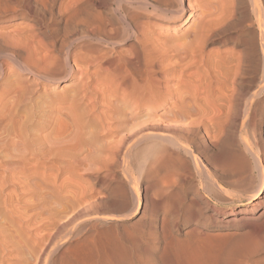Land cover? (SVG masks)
I'll return each instance as SVG.
<instances>
[{
  "label": "rangeland",
  "instance_id": "374dc122",
  "mask_svg": "<svg viewBox=\"0 0 264 264\" xmlns=\"http://www.w3.org/2000/svg\"><path fill=\"white\" fill-rule=\"evenodd\" d=\"M99 1L0 0V264H264V214L227 222L220 212L241 204L235 189L220 182L230 193L210 194L200 171L244 133L264 157V117L253 123L238 97L264 81V22L259 29L249 0H237L230 20L224 0H187L171 28L139 13L154 36L152 75L142 53L122 86L102 55L127 58L134 40L94 41L100 53L72 55V74L57 84L7 56L44 66L45 55H63L74 27L117 25L114 2ZM238 33L254 34L256 49L228 39ZM227 57L228 78L216 72Z\"/></svg>",
  "mask_w": 264,
  "mask_h": 264
},
{
  "label": "bare ground",
  "instance_id": "6f19581e",
  "mask_svg": "<svg viewBox=\"0 0 264 264\" xmlns=\"http://www.w3.org/2000/svg\"><path fill=\"white\" fill-rule=\"evenodd\" d=\"M112 1L115 4V8H114L115 13L116 15H118L117 25H114L113 23L108 21L105 27L99 30H95L91 28L81 30V29L74 27L73 31L71 32L67 40L68 42H67V47L65 49L66 51L63 53V55L61 56L59 54L58 55H45L46 62L44 66H39L34 61H31L30 59H22L20 56V53H17L14 51L10 53L8 52L7 56L14 62L15 67L21 70V72L32 74L42 82L57 84V83L65 81L68 78V76L72 74V71H73V65L71 63L72 55L78 52L79 54H82V55H94V54L100 53L101 49L95 46L96 43H94V41H97V43H105L110 46L114 45L115 47L116 45H121L126 41L134 40L135 42L133 44L131 43H130L131 45L129 44L130 48H132L134 52L131 50L133 54L129 55V57L127 58L126 57L120 58L119 56H118L119 58H115L116 57L115 56L116 54H115L114 55L115 60H113V58L111 57L112 56L111 51H109L110 52L109 54L111 55L110 56L107 54L105 50H103V52L104 51L105 52L104 54L103 53L101 54H103L102 56L105 59V64H106L105 71H107V73L108 72L113 73L118 82V85L122 86L126 82L125 80H126L127 74H129V77L130 75H132L130 72L131 70L129 71V67L131 65H135L139 67L141 63L140 60L142 58V53H143L144 65L146 66L145 67L146 69L143 71V73L145 74L144 76H146V79L149 80L151 71L149 69V62L147 60V55L149 54L150 43L153 41L154 36H152L151 31H150L151 23L147 21H139L137 20V17L139 13L145 14L147 17H151V18H155L158 20H162L164 22L172 23V25L167 24V23H166L167 25H165L167 28H171L174 26L173 24L178 22L182 18V16H184V14L186 15L187 0H163L162 3H160L159 1L160 4L153 3L149 0H112ZM249 2H250L251 11L255 17L254 18L255 24L257 25L259 29H262L263 28L262 23L264 22L263 21L262 0H249ZM97 4L104 6L108 4V1L100 0ZM224 5H225V12L223 11L224 12L223 18L230 20L235 15V12L237 9V0H224ZM216 6H217V3H216ZM221 12L219 13L221 14ZM189 16H191V14ZM219 18H221V16L219 17L218 15V18H216L217 21L219 20ZM216 24L218 26L219 22L218 23L216 22ZM262 33H261L262 37L261 39H259L260 41H258V43L260 42L261 49L264 53V35ZM228 39L234 40L238 42L239 44L247 43L248 45L247 50L249 51H254L257 46L256 36L254 34H252V38L250 40H247L243 33H238L236 35L229 34ZM76 44H78L75 47L76 49L72 50L71 49L72 46ZM138 46L141 47V49H138ZM114 49L113 51H115ZM244 51L241 52L242 59L245 55ZM117 53L119 55L120 50ZM121 55H123V53ZM263 60H264V57L262 58V61ZM231 61H232V58L227 57L226 59L224 58L223 60H219L217 62L216 72L218 73V75H223L224 77H227V78L230 76L231 66L229 65V63ZM263 63L264 61L262 62V64ZM75 64L77 65V61ZM262 70L264 71V69ZM262 83H264V81H262V78H261L255 90H245L243 91V94L238 96L243 106H245L244 111H246V115L248 114V116L249 115L251 116L253 123L256 122V118L258 116H260L261 119L264 117V86ZM144 91L145 93L142 99L144 102L147 103L148 101H150V97L148 95L149 88L146 87ZM122 99H125V98L123 97ZM42 105H44V103ZM39 107H41V105ZM246 115L244 113V117H246ZM256 130L258 129L256 128ZM142 135L144 136L145 133ZM147 136H148V133H147ZM141 142H143V140ZM133 144H132V149L134 147ZM242 145H244L243 148H242ZM127 151H128V148H127ZM202 165L203 164L200 165L201 166L200 171H202L201 175L204 176L203 178L206 181L205 191L207 189L210 194L219 193V192L220 193L221 192L230 193L226 188H223L221 186L220 182H222L235 189V192H236L235 197L238 198V202H241L240 205L230 210L220 212L222 216L225 217V219L227 218V222L228 221L229 222H239V223L246 225L250 223V221L259 219V217H261L264 214V157L262 156L260 151L256 150L255 146L251 142L248 135H246L245 133L241 134L240 141L237 145L233 142L228 144V147L226 148L223 154L222 160L217 165V167L213 168V170L208 169L206 165L204 166ZM212 186L215 189L212 190ZM130 188H131L130 189L131 193H133L132 196H134V193L136 192L135 188L137 187L136 185H134ZM138 197L140 196H137V198ZM218 197L220 198V196ZM137 201L138 200L135 199V202ZM139 201L137 204H139ZM136 206L138 207V205ZM214 211L218 212L215 209ZM222 220H224V218H222ZM250 243L257 245L256 244L257 242L255 243V241L254 242L252 241ZM254 246L253 248H255ZM146 253H149L148 249L146 250ZM151 258L153 260L154 256ZM139 264H152V262L146 261L144 263H139Z\"/></svg>",
  "mask_w": 264,
  "mask_h": 264
}]
</instances>
